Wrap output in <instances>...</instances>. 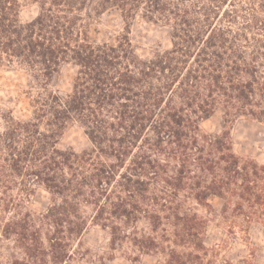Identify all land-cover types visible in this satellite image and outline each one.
Returning a JSON list of instances; mask_svg holds the SVG:
<instances>
[{"label": "trees", "instance_id": "trees-1", "mask_svg": "<svg viewBox=\"0 0 264 264\" xmlns=\"http://www.w3.org/2000/svg\"><path fill=\"white\" fill-rule=\"evenodd\" d=\"M0 0V64L23 73L18 108H0V241L10 264H74L91 225L109 236L110 257L134 264H256L209 245L211 200L234 240L264 229V164L235 152L231 133L204 124L248 118L264 125V0ZM116 12L169 29L171 47L138 54L130 31L93 41L91 25ZM66 65L71 90L52 88ZM71 123L92 142L62 150ZM51 195L29 208L39 190ZM201 211H205L202 213ZM3 254L0 251V258ZM1 264V263H0Z\"/></svg>", "mask_w": 264, "mask_h": 264}, {"label": "rangeland", "instance_id": "rangeland-1", "mask_svg": "<svg viewBox=\"0 0 264 264\" xmlns=\"http://www.w3.org/2000/svg\"><path fill=\"white\" fill-rule=\"evenodd\" d=\"M22 10L20 20L28 23L34 20L39 14V6L31 1L22 0ZM130 31V39L138 54L142 57H149L160 48L171 47L169 29L149 23L143 19L133 21L131 27H125L120 21L116 12H110L91 25V35L93 41H114L116 37ZM76 69L66 65L59 75L53 80L52 88L55 90L70 91ZM27 77L23 73L9 68L5 63L0 64V108H18L19 111L24 104L19 101L20 94L26 89ZM223 125L231 133L235 152L242 157H249L260 164H264V125L248 118H240L232 123H225L222 113H217L205 122L204 128L212 134H220ZM3 130V121L0 119V132ZM59 147L62 150H72L82 153L92 149V142L85 129L78 123H71L65 129ZM51 203V195L39 190L29 208L36 212L44 211ZM211 205L216 216H210V227L207 242L209 245L229 241L228 247L224 249L223 255L227 259L238 261L249 257L253 252L256 254V264H264V229L253 225L250 230V243L241 240H234L229 235L226 224L222 221L221 211L224 201L216 198L211 200ZM205 213V211H201ZM12 242L0 241V251L3 256L0 258L1 264H10V253L13 251ZM76 262L74 264H134L122 253H117L110 257L109 236L100 228L91 225L79 242H75ZM155 259L144 257L138 264H154Z\"/></svg>", "mask_w": 264, "mask_h": 264}]
</instances>
